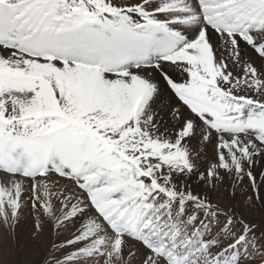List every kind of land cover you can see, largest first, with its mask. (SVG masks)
Returning <instances> with one entry per match:
<instances>
[{"label":"snow or ice","instance_id":"1","mask_svg":"<svg viewBox=\"0 0 264 264\" xmlns=\"http://www.w3.org/2000/svg\"><path fill=\"white\" fill-rule=\"evenodd\" d=\"M258 164L264 0H0V224L67 236L42 264H264Z\"/></svg>","mask_w":264,"mask_h":264},{"label":"bare ground","instance_id":"2","mask_svg":"<svg viewBox=\"0 0 264 264\" xmlns=\"http://www.w3.org/2000/svg\"><path fill=\"white\" fill-rule=\"evenodd\" d=\"M173 75L176 76L177 79H184L183 75L179 74L178 72H173ZM165 96L168 97L167 89H165ZM171 102L179 106V103L174 97L171 98ZM212 153L213 148L211 145H209L207 148V157L211 158ZM256 170L264 171V166L258 164ZM197 184H199L198 181L193 182L194 187ZM205 187V185L199 184L198 190H204ZM251 191L252 189L246 186L237 187V195L234 198V203L238 211H240L247 219L252 220L256 224L264 225V206H261L259 201L256 202L255 206H251L246 198ZM222 193L223 187L212 193L213 198H217V196L221 195ZM24 212L31 213L28 209H25ZM35 220L41 224L38 218L33 217V222ZM41 226L44 228V231L40 232V235L37 233V243H31L28 247H26V243L23 249H16L10 243L0 244V264H42L41 261H43L44 257L49 251L48 239H51L56 233L47 225H40L38 227Z\"/></svg>","mask_w":264,"mask_h":264},{"label":"rangeland","instance_id":"3","mask_svg":"<svg viewBox=\"0 0 264 264\" xmlns=\"http://www.w3.org/2000/svg\"><path fill=\"white\" fill-rule=\"evenodd\" d=\"M33 217L35 216H33L32 213H25L23 211L19 222L15 225V230L12 233L7 230L5 225L0 224V244L10 243L16 249H23L25 243L27 245L26 247L31 243H37V233L40 235V232H38V226L41 224L36 220L33 222ZM70 234L71 233L69 232V235ZM65 239H67V236L65 235L57 236V234H54L51 239H48V248L53 241Z\"/></svg>","mask_w":264,"mask_h":264}]
</instances>
